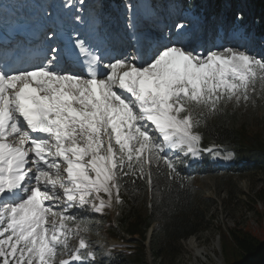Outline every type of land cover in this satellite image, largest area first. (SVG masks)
<instances>
[{
  "label": "snow or ice",
  "instance_id": "6c2138e0",
  "mask_svg": "<svg viewBox=\"0 0 264 264\" xmlns=\"http://www.w3.org/2000/svg\"><path fill=\"white\" fill-rule=\"evenodd\" d=\"M126 26L136 40L131 18ZM175 27V39L150 37L144 47L137 42L131 65L118 54L106 66L100 65L103 55L93 56L88 71L61 57L0 67L2 264H53L58 246L67 250V224L76 217L54 207L91 203L90 210L101 213L113 191L118 193L121 176L139 174L152 190L160 175L179 178L178 164L195 162L203 152L219 157L218 151L200 148L201 134L194 131L200 121L193 119L192 106L215 109L225 98L247 99L257 78L264 83V57L231 47L204 54L181 35L185 23ZM77 44L84 49L85 41ZM115 199L119 202L118 195ZM95 257L84 238L69 254L75 261Z\"/></svg>",
  "mask_w": 264,
  "mask_h": 264
},
{
  "label": "trees",
  "instance_id": "16d2710c",
  "mask_svg": "<svg viewBox=\"0 0 264 264\" xmlns=\"http://www.w3.org/2000/svg\"><path fill=\"white\" fill-rule=\"evenodd\" d=\"M212 1V6L216 8L217 3ZM255 4L261 9L264 18V2L256 0ZM183 5L188 7L186 11L194 15H204V19L208 17L206 6L202 5L201 0H184ZM225 14L229 15L228 11ZM256 32L258 36L264 33V20L258 19ZM225 101L226 98L221 100L215 109L210 106H192L193 119L200 121L194 128V131L201 134L200 145L204 149L213 147L234 152V163L229 166L228 174H264V138L260 133L250 132L247 125L240 121L235 108L227 107ZM161 168L164 166L161 165ZM177 168L181 173L179 178L168 180L160 175L159 184L152 190L146 178H139V174L137 177H119L117 182L121 187L116 193L119 202L115 216L108 208L101 213L91 211L87 206L79 208L76 220L86 223L99 221L100 229L108 237L126 244L125 247L111 248L108 255H102L97 247L86 241L88 250H92L96 257L86 259L83 264H145L144 241L153 224H156V228L150 232V244L154 255L171 260L176 257V245L181 240L195 236L203 225V216L199 213L191 179L194 175L215 172L206 156L201 163L193 166L178 164ZM145 172H148V168ZM153 178H157L155 172ZM255 198L264 208V183L256 191ZM260 210L255 208L258 232L240 226L226 230L220 228V247L225 264H264V212Z\"/></svg>",
  "mask_w": 264,
  "mask_h": 264
},
{
  "label": "rangeland",
  "instance_id": "374dc122",
  "mask_svg": "<svg viewBox=\"0 0 264 264\" xmlns=\"http://www.w3.org/2000/svg\"><path fill=\"white\" fill-rule=\"evenodd\" d=\"M92 1H94L92 10L102 12V15L99 16L98 19L104 20V23L108 25H112L114 18L110 15L108 16L106 11H103L100 0ZM127 1L131 2L132 0ZM161 1L165 4V7L162 5V2H160V12H164L166 7H169V10H171L169 11L170 15L167 13L165 18H163V23L166 25V32H164L165 30L161 32V34L163 32V34L169 32L168 39L177 38L178 30L175 26L178 23H185L187 27L181 35L189 46L195 47L197 51L207 54V50L209 49L222 51L224 48L231 47L234 50L246 49L249 54H254L257 57H264V36L257 38L252 32L256 25L257 17L262 14L261 9L255 4L256 0H222L224 7L228 9L234 8L236 11L234 12L235 17L238 12L244 13L247 17L244 26L250 31L249 34H245L242 28L237 29L234 34L236 37L234 38L235 42L232 41L230 42L231 44H227V40L225 39L229 37V33L233 26H227L224 32L226 26L225 24H221V22H223L222 20H225L224 14H218L217 11L215 13L216 16H213L214 22L217 24L218 35L223 38L219 39V42L216 43L215 40H205L201 33L205 31L202 22L195 20L192 15H182L180 13L182 7L180 6L179 0ZM204 1L208 3V0ZM261 1L264 2V0ZM155 6L156 4L152 8H155ZM172 20H174V22ZM190 20H193L194 23L190 24ZM162 29H164V27ZM108 34L113 35V31L109 30ZM161 34H155V37L158 39L160 37L161 39ZM115 38H111V42L117 40L118 37ZM234 44L236 47H232ZM119 45H123V43ZM123 55H125V51L120 53V56ZM246 95L247 99H244L242 95L239 101L234 97L232 99L226 98V106L235 108L236 112L239 114L240 121L247 125L250 132L260 133L264 138V83L257 78L255 83L249 86ZM257 96L259 97L257 98ZM167 151L172 153L177 152L175 149ZM178 154L181 155V157L183 156V153ZM232 163L233 158L223 166L218 165L219 168L216 172L196 175L191 179L193 191L196 196V203L199 206V213L203 216L202 228L193 238L196 240L195 245L197 247L206 250V256L200 259L195 255L194 251L187 243L190 236L185 240H181L176 245L178 253L174 259L156 257L150 244V232L156 228V224H153L152 227L149 228L144 241L146 247L145 264H225L220 247V228L226 230L240 226L258 232L259 222L255 208L261 209L260 211L263 212L264 208L256 201L255 193L264 183V174L261 172L228 174V167L232 165ZM62 175L66 176L64 173H62ZM102 198L104 197L102 196ZM61 199H64L62 192ZM106 201H108V199ZM91 202L99 203L98 200H93ZM116 203L117 200L113 197L111 204L109 205L106 203L105 207L108 208L111 213H114L116 210ZM87 206L91 208V203ZM78 208L79 207L64 209L61 207H54V211L63 212L76 217ZM56 219L59 220V217ZM77 224H79V227H77ZM67 227L71 230L67 234V250L58 246L53 264H59V260L61 259L69 260V264L82 263V261L69 259V254L74 252L75 244L79 242L80 238L86 240L88 237L87 241L90 242L92 246L97 247L102 255H108L109 237L100 229L101 225L99 221L86 223L85 221L77 219L76 222H68ZM61 238H63V236H61ZM119 242H117L118 245L125 247L126 244H122L121 241ZM0 264H2V260H0Z\"/></svg>",
  "mask_w": 264,
  "mask_h": 264
},
{
  "label": "bare ground",
  "instance_id": "6f19581e",
  "mask_svg": "<svg viewBox=\"0 0 264 264\" xmlns=\"http://www.w3.org/2000/svg\"><path fill=\"white\" fill-rule=\"evenodd\" d=\"M72 2V3H74L75 1H77V0H69V2ZM70 5H72L71 3H70ZM159 27V24H156V27ZM163 28V27H162ZM168 33L169 32H167V33H165V34H163L162 35V37H161V39L162 38H164V37H167L168 38ZM113 40V39H112ZM114 42V43H113ZM113 42H111V40L109 41V47H111L112 49H115V48H117V46H119V44L121 43H125L124 41H122V40H120V41H118V40H115V41H113ZM229 42H231V41H229ZM226 43H228V41H226ZM228 44H230V43H228ZM124 45V44H123ZM124 56V55H123ZM127 57V56H126ZM45 62H47V60L45 61ZM114 62V61H113ZM38 63V62H37ZM195 242H196V240L193 238V236H191L189 239H188V241H187V243H188V245L192 248V250L194 251V253H195V255L198 257V258H203V257H205L206 256V250L204 249V248H199V247H197L196 245H195ZM211 249V248H210ZM197 259V258H196ZM197 261V260H196Z\"/></svg>",
  "mask_w": 264,
  "mask_h": 264
}]
</instances>
